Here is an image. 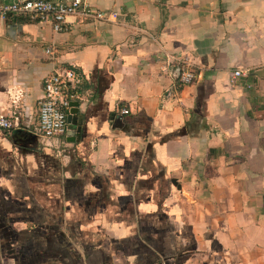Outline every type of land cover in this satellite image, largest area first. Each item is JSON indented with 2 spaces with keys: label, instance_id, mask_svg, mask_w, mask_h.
I'll list each match as a JSON object with an SVG mask.
<instances>
[{
  "label": "crops",
  "instance_id": "0c3cea01",
  "mask_svg": "<svg viewBox=\"0 0 264 264\" xmlns=\"http://www.w3.org/2000/svg\"><path fill=\"white\" fill-rule=\"evenodd\" d=\"M86 3L117 17L0 19V264H264V0ZM62 68L73 143L35 131Z\"/></svg>",
  "mask_w": 264,
  "mask_h": 264
},
{
  "label": "built area",
  "instance_id": "2783aa9c",
  "mask_svg": "<svg viewBox=\"0 0 264 264\" xmlns=\"http://www.w3.org/2000/svg\"><path fill=\"white\" fill-rule=\"evenodd\" d=\"M29 16L41 21H49L55 32L63 30L66 17L76 16L93 18L100 21L115 19V12L105 13L94 11L86 0H28L23 2L0 3V19L12 16ZM50 54V49L46 50ZM246 75V71H234L231 74L232 82ZM82 76L72 68L55 70L43 83V95L38 102V125L36 133L44 139H53L66 133V112L70 104L77 101L76 87ZM195 75L188 62L182 63L177 82L179 86L192 84ZM128 108H121L119 115H128ZM19 113L12 110L7 114L0 113V129L11 132L18 128Z\"/></svg>",
  "mask_w": 264,
  "mask_h": 264
},
{
  "label": "water",
  "instance_id": "95a60500",
  "mask_svg": "<svg viewBox=\"0 0 264 264\" xmlns=\"http://www.w3.org/2000/svg\"><path fill=\"white\" fill-rule=\"evenodd\" d=\"M66 123L69 127L66 137L67 142L73 143L80 139L82 116L79 114V103L72 102L70 104V109L66 112ZM175 185L176 181L172 180Z\"/></svg>",
  "mask_w": 264,
  "mask_h": 264
},
{
  "label": "trees",
  "instance_id": "16d2710c",
  "mask_svg": "<svg viewBox=\"0 0 264 264\" xmlns=\"http://www.w3.org/2000/svg\"><path fill=\"white\" fill-rule=\"evenodd\" d=\"M30 17L29 16H19V17H16L15 18V20L16 21H19V22H25V21H29L30 19H29ZM8 20V19H7ZM195 79V78H194ZM76 93H77V91H76ZM78 95V94H77Z\"/></svg>",
  "mask_w": 264,
  "mask_h": 264
},
{
  "label": "rangeland",
  "instance_id": "374dc122",
  "mask_svg": "<svg viewBox=\"0 0 264 264\" xmlns=\"http://www.w3.org/2000/svg\"><path fill=\"white\" fill-rule=\"evenodd\" d=\"M19 133H23V134H25L26 136H28L25 132H23V131H16V133H15V136L17 135L18 136V134ZM17 140V139H16Z\"/></svg>",
  "mask_w": 264,
  "mask_h": 264
}]
</instances>
